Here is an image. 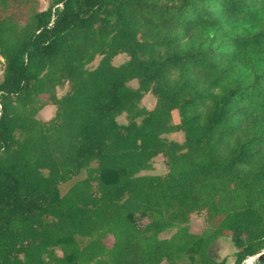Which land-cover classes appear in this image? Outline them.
Masks as SVG:
<instances>
[{"label":"trees","instance_id":"obj_1","mask_svg":"<svg viewBox=\"0 0 264 264\" xmlns=\"http://www.w3.org/2000/svg\"><path fill=\"white\" fill-rule=\"evenodd\" d=\"M0 56V264L264 252V0H0Z\"/></svg>","mask_w":264,"mask_h":264},{"label":"rangeland","instance_id":"obj_2","mask_svg":"<svg viewBox=\"0 0 264 264\" xmlns=\"http://www.w3.org/2000/svg\"><path fill=\"white\" fill-rule=\"evenodd\" d=\"M49 1L50 0H41V7L44 9L47 8ZM126 59H127L126 54H120L114 58V63L119 64ZM99 60H100V57H97L96 60L90 64V67L97 66ZM2 75H3V59L0 56V78H2ZM131 84L133 86L138 85L136 80H133L131 82ZM65 91H66V88H64V89L60 88L58 90V93H59V95H62L65 93ZM43 97L45 99H47L48 95L45 94V95H43ZM155 102H156L155 97L151 93H148L143 98L142 105L146 106L148 108H152V107H154ZM55 111H56L55 105L49 103L39 111L38 117L41 119H45V120L50 119L54 116ZM173 114H174L175 122H179L180 119H179L178 112L174 111ZM118 119L121 122L126 121L125 115L119 116ZM168 136L170 138H173V139H176L179 141L184 140V133L182 131L170 133V134H168ZM166 171H167V168H166V164L164 162V158L162 155H159L154 159V168L152 170H145L142 173L143 174H164V173H166ZM190 227H191V230L193 232H196V233H201L204 229H206L208 227V223L206 221V212L194 213L191 217ZM173 232H174V230L168 231V232L164 233L162 236L163 237H170ZM105 241H106V244L108 246H112L114 243V237L112 235H109L105 239ZM211 255L213 256V258H215L217 260H222L224 257H227L229 264H233L234 259H235V248H234V245H233L231 239L229 237H221V238L217 239L214 242V244L211 246Z\"/></svg>","mask_w":264,"mask_h":264},{"label":"built area","instance_id":"obj_3","mask_svg":"<svg viewBox=\"0 0 264 264\" xmlns=\"http://www.w3.org/2000/svg\"><path fill=\"white\" fill-rule=\"evenodd\" d=\"M257 257H258V255L250 256L247 259H245L242 264H255Z\"/></svg>","mask_w":264,"mask_h":264},{"label":"water","instance_id":"obj_4","mask_svg":"<svg viewBox=\"0 0 264 264\" xmlns=\"http://www.w3.org/2000/svg\"><path fill=\"white\" fill-rule=\"evenodd\" d=\"M264 256V252H262V253H260L259 255H258V259H260L261 257H263Z\"/></svg>","mask_w":264,"mask_h":264}]
</instances>
